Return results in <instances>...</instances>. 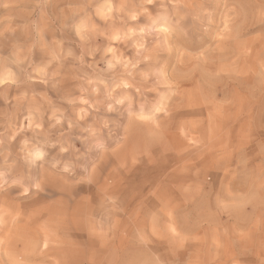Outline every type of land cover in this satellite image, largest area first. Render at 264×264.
<instances>
[{
  "label": "clouds",
  "instance_id": "obj_1",
  "mask_svg": "<svg viewBox=\"0 0 264 264\" xmlns=\"http://www.w3.org/2000/svg\"><path fill=\"white\" fill-rule=\"evenodd\" d=\"M0 264H264V0H0Z\"/></svg>",
  "mask_w": 264,
  "mask_h": 264
}]
</instances>
